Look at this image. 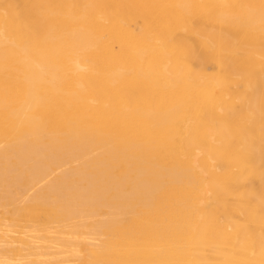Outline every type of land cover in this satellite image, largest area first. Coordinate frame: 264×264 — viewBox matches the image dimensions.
I'll return each mask as SVG.
<instances>
[{
	"label": "bare ground",
	"instance_id": "1",
	"mask_svg": "<svg viewBox=\"0 0 264 264\" xmlns=\"http://www.w3.org/2000/svg\"><path fill=\"white\" fill-rule=\"evenodd\" d=\"M0 264H264V0H0Z\"/></svg>",
	"mask_w": 264,
	"mask_h": 264
}]
</instances>
